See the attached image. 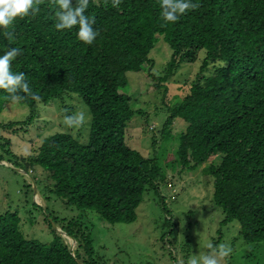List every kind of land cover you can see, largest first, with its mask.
Here are the masks:
<instances>
[{
    "label": "trees",
    "instance_id": "trees-1",
    "mask_svg": "<svg viewBox=\"0 0 264 264\" xmlns=\"http://www.w3.org/2000/svg\"><path fill=\"white\" fill-rule=\"evenodd\" d=\"M194 2V11L164 23L159 0H120L115 8L111 0H88L84 14L98 31L91 44L76 39V26L55 29V0H38L34 16L0 29L11 32L0 35V50H20L10 70L24 72L29 85V92L16 100L28 110L27 118L0 123V129L26 125L38 105L63 103L69 95L77 96L90 116L84 143L63 132L46 137L30 156L4 153L24 172L40 167L47 193L76 210L77 217L89 210L109 224L134 222L143 194L159 196L165 168L203 166L212 183V203L223 214L220 226L236 222L243 242L264 243V0ZM158 38L170 51L160 82L202 54L189 89L180 98L171 97L176 103L167 108L159 137L172 134L175 119L186 127L170 135L177 145L168 151L164 167L126 144L125 127L136 112L121 92L126 73H139L150 64ZM166 90L164 86L163 95ZM10 102L0 89V113ZM70 112L74 110L67 109L65 116ZM43 210L52 234L48 243L25 238L16 212L0 214V264H102L95 256L91 226L85 231L79 218L59 219ZM162 210L167 212L164 206Z\"/></svg>",
    "mask_w": 264,
    "mask_h": 264
},
{
    "label": "rangeland",
    "instance_id": "rangeland-1",
    "mask_svg": "<svg viewBox=\"0 0 264 264\" xmlns=\"http://www.w3.org/2000/svg\"><path fill=\"white\" fill-rule=\"evenodd\" d=\"M158 39L149 54L150 64L142 72L126 73L127 84L121 92L130 97L131 108L136 112L125 127L126 144L147 158H157L164 167L169 159L168 151L177 145L170 135L182 132L186 127L182 120L175 119L170 127L172 134L159 137L168 115L167 108L176 103L171 97L180 98L189 89L199 73L202 54H199V60L180 66L165 82H160L157 78L164 76L170 51ZM164 86L167 89L165 95ZM69 96L72 97L63 103L53 101L38 105L35 118L26 125L0 129V155H3L0 161V214L16 212L20 219L18 228L25 238L43 243L51 240L43 210L46 209L53 211L59 219L79 218L78 223L85 231L91 226L95 256L102 264H189L192 259L199 261L200 256L212 253L209 244L215 247L223 242L233 251L227 257L218 258V264H264L263 242H243L236 222L220 226L223 214L212 203V183L202 173L203 166L187 171H179V167L173 171L165 168V183L158 188L159 196L150 191L143 194L142 202L135 210L136 219L128 224H109L89 210L77 217L76 210L66 209L49 195L45 190L49 186L44 181L46 173L40 167L24 172L4 151L24 158L30 156L46 137L63 132H69L80 143L86 142L88 109L77 96ZM67 109L74 110L69 115L82 112L88 118L69 127L63 122ZM27 116L28 110L15 100L5 105L0 113V123L22 122ZM168 219H171L170 223L166 221ZM56 230L61 232L59 228ZM62 236L74 249V242L64 234Z\"/></svg>",
    "mask_w": 264,
    "mask_h": 264
},
{
    "label": "clouds",
    "instance_id": "clouds-1",
    "mask_svg": "<svg viewBox=\"0 0 264 264\" xmlns=\"http://www.w3.org/2000/svg\"><path fill=\"white\" fill-rule=\"evenodd\" d=\"M120 0H111V6L117 7ZM38 0H0V29L8 28L16 19L34 16L38 11ZM56 12L54 27L56 30L71 29L76 26L75 36L84 44H91L97 37L98 31L92 27L93 20L86 16L85 9L88 0H55ZM198 4L194 0H159V16L164 23H174L188 11H194ZM4 37L11 36V32L0 31ZM19 49L11 47L0 50V89L4 90L12 101L17 100L20 93L29 92L28 81L24 72L10 70V62L19 54ZM82 112L64 117V124L71 127L79 125L84 120ZM212 253L200 256L199 261L192 259L189 264H218V258L229 256L233 251L228 243L209 244Z\"/></svg>",
    "mask_w": 264,
    "mask_h": 264
},
{
    "label": "water",
    "instance_id": "water-1",
    "mask_svg": "<svg viewBox=\"0 0 264 264\" xmlns=\"http://www.w3.org/2000/svg\"><path fill=\"white\" fill-rule=\"evenodd\" d=\"M71 249L73 248V247H70Z\"/></svg>",
    "mask_w": 264,
    "mask_h": 264
}]
</instances>
